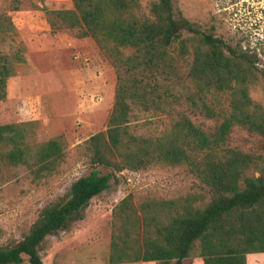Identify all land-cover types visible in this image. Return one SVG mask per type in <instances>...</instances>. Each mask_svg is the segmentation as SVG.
I'll return each instance as SVG.
<instances>
[{
    "label": "trees",
    "instance_id": "16d2710c",
    "mask_svg": "<svg viewBox=\"0 0 264 264\" xmlns=\"http://www.w3.org/2000/svg\"><path fill=\"white\" fill-rule=\"evenodd\" d=\"M5 8L0 101L16 67L26 63L11 18L20 0H6ZM41 10L53 33L93 39L115 70L114 100L105 131L84 142L90 173L44 206L20 241L0 248V264H43L40 245L47 236L67 229L117 173L152 165L186 166L209 201L203 194L158 201L127 195L112 210L108 264H182L193 252L203 264H247V255L264 253V154L222 148L234 126L264 139V108L251 97L263 77L256 55L186 19L172 0H150L145 7L139 0H72V9ZM215 93L227 95L224 112L206 104ZM186 104L220 115L216 131L207 133L177 110ZM134 110L166 114L172 122L157 136L135 135L128 127ZM36 130L35 121L0 125V179L23 168L38 180L65 161L64 136L37 142Z\"/></svg>",
    "mask_w": 264,
    "mask_h": 264
},
{
    "label": "rangeland",
    "instance_id": "374dc122",
    "mask_svg": "<svg viewBox=\"0 0 264 264\" xmlns=\"http://www.w3.org/2000/svg\"><path fill=\"white\" fill-rule=\"evenodd\" d=\"M139 1L145 7L150 0ZM172 1L175 11L186 19L203 29L213 28L215 35L230 46L256 55L263 77L251 97L264 108V0ZM5 6L6 0H0V7L6 10ZM43 7L72 9V0H20L19 11L11 14L17 42L25 49L26 63L17 66L7 81L6 98L0 101V125L35 121L37 142L64 136L68 147L65 161L51 175L32 180L25 169L18 168L0 179V248L20 241L44 206L64 196L75 180L90 173L84 142L105 131L114 100L115 70L93 39L77 38L67 31L53 33ZM206 104L216 112H224L227 95H208ZM177 110L185 112L209 134L222 122L220 115L190 108L188 104ZM171 122L172 117L166 114L134 110L128 127L135 135L157 136ZM263 144L262 137L234 126L222 148L264 154ZM207 193L186 166L152 165L137 172L117 173L110 187L93 198L67 229L45 238L40 245L42 262L108 264L112 210L127 195H133L134 201H158L203 194L207 203ZM194 254L183 264H203ZM22 264H28L27 260ZM249 264H254L252 258Z\"/></svg>",
    "mask_w": 264,
    "mask_h": 264
},
{
    "label": "crops",
    "instance_id": "0c3cea01",
    "mask_svg": "<svg viewBox=\"0 0 264 264\" xmlns=\"http://www.w3.org/2000/svg\"><path fill=\"white\" fill-rule=\"evenodd\" d=\"M249 256V258L247 259V264H249V259L252 258L253 259V262L254 264H263L264 262V253H261L260 255H254V254H249L247 255ZM197 261V259L195 260V262ZM184 263V261L182 262V264ZM199 264V262H198ZM201 264V263H200Z\"/></svg>",
    "mask_w": 264,
    "mask_h": 264
}]
</instances>
